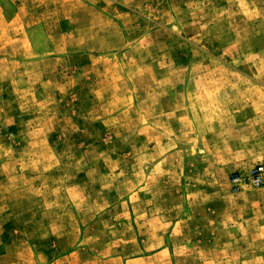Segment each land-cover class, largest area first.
<instances>
[{"label":"rangeland","instance_id":"obj_1","mask_svg":"<svg viewBox=\"0 0 264 264\" xmlns=\"http://www.w3.org/2000/svg\"><path fill=\"white\" fill-rule=\"evenodd\" d=\"M264 0H0V264H264Z\"/></svg>","mask_w":264,"mask_h":264},{"label":"built area","instance_id":"obj_2","mask_svg":"<svg viewBox=\"0 0 264 264\" xmlns=\"http://www.w3.org/2000/svg\"><path fill=\"white\" fill-rule=\"evenodd\" d=\"M248 179L254 184H262L264 183V164H259L252 169H250L245 177L242 175H239L233 179L234 184H242V182Z\"/></svg>","mask_w":264,"mask_h":264}]
</instances>
